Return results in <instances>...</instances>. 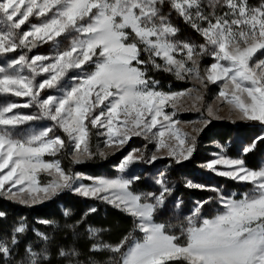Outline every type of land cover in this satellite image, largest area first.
Here are the masks:
<instances>
[{
  "label": "snow or ice",
  "instance_id": "obj_1",
  "mask_svg": "<svg viewBox=\"0 0 264 264\" xmlns=\"http://www.w3.org/2000/svg\"><path fill=\"white\" fill-rule=\"evenodd\" d=\"M173 14L192 35L181 37ZM44 45L46 53L34 52ZM205 58L211 63L202 69ZM160 72L199 87L165 89L152 74ZM212 85L219 89L216 106L206 107L208 118L190 135L176 117L202 112ZM221 105L233 123L264 128V0H0V195L32 206L69 190L131 221L115 242L90 241L87 262L74 246L57 245L53 254L51 238L39 231L43 246L22 239L23 224L0 230V264H264V164L252 168L246 160L264 144V133L236 157L217 143L219 152L200 165L244 191L189 180L185 187L214 195L185 213L166 173L157 174L152 190L135 187L138 163L189 161L199 134L224 118ZM93 136L107 152L93 150ZM134 137L145 145L124 155L114 176L81 175L56 158L106 160ZM42 175L50 179L42 183ZM206 206L214 207L209 215ZM85 226L83 219L66 225L77 236ZM104 230L87 226L91 237Z\"/></svg>",
  "mask_w": 264,
  "mask_h": 264
},
{
  "label": "rangeland",
  "instance_id": "obj_2",
  "mask_svg": "<svg viewBox=\"0 0 264 264\" xmlns=\"http://www.w3.org/2000/svg\"><path fill=\"white\" fill-rule=\"evenodd\" d=\"M250 3L256 4V3H258V0H250ZM173 22L181 28V30H182L181 34H180L181 37H186V36L192 35V30L187 28L183 24V21L179 17L175 16V14H173ZM47 51H48V45H44L43 47H40V48L34 50V52L38 53V54L39 53H46ZM210 63H211L210 58H205L204 60H202V62H201L202 69L204 67L209 66ZM172 80H175L174 77H172ZM177 82L180 83V85H182V84L187 85L186 88H183L181 90H185L188 88L195 89V88L199 87L195 83V81H187V82L177 81ZM209 89L210 90H207L204 92V106L205 107H204V109H202V112H197L195 110H193V111H181L178 113V115L176 117L177 119L184 122L180 125V127H182L183 130L185 132L189 133L190 135L195 134L192 132L193 127H201L202 126V125L195 123V122L208 118L207 112H206V107L209 105H211L213 107L216 106V98L218 96L219 89L215 85H212L211 88H209ZM206 93H207V96H206ZM13 99H18V98H13ZM21 111H27V110H21ZM168 111H171V109H168ZM217 114L221 117H224V118L211 120V122L208 124V126L206 128H204V130L199 134V136L197 138V140H198L197 151L200 154L199 159L204 160L203 162L198 163L196 166H194L192 168H190L188 166V164H187L188 161H185V162L177 165V164H174V162L171 161L170 159L158 160L153 165L138 163V164L134 165L133 169H132V171L135 174H139L142 176L141 181L139 183H137L135 186L136 189L140 190V191L154 189L156 187L154 184V178L157 176L158 173L164 172L167 175L170 186L174 188V197L173 198L174 199H182L184 201V212L185 213H187L195 205L196 201L205 200L208 197L214 195V193H212L210 191H202L203 194H201V196H199V197L195 196V194H192V193H185L183 189L199 190V189H189V188L185 187L186 182L189 180H191L192 182L197 183V184H204V185H209V186L220 187L223 190L227 191L229 194L233 191L239 193L241 191L246 190L247 186L242 185V184H238V183L231 181V180L224 178V177H218V176L214 175L213 173L207 171L206 169L200 167V165L202 163H205V162L213 159L214 158V156L212 155L213 153L219 152V149H217L215 146L217 143L224 146V148L226 150L225 155H228L231 157H236L239 154V151H240L242 145H245L248 142H250L253 138H255L257 136V134L264 133V128H262L260 125L259 126H252L248 130H239L238 128H234V130L232 131L231 138L228 141L221 142L220 140H218L214 137H212L208 141V140H206L207 139L206 138V136H207L206 135L207 134L206 129L212 123L221 122V121H227V122L233 123L230 119L227 118L228 111H227V108L225 106L221 105ZM237 122L242 123L243 121H237ZM237 122H235V123H237ZM61 135H63V134L61 133ZM64 138L67 139L66 137H64ZM145 143L146 142L143 139L134 137L129 141L128 145H126L121 151L116 152L114 155H109L106 160L97 157L96 159H94L92 161H87V162H84L81 164H74L72 162V164L78 167L81 165H85L87 163H94V162L98 161V162L103 164L102 167L99 168V170H98V173H99L98 176H114L116 174L115 173V166L119 163V161L122 159V157L124 155L128 154V152H130L132 149L143 148ZM97 145H99L106 152L108 151V149L104 148L103 144L100 141V138L93 136L92 137L93 150H95ZM148 147H149V149H152L151 145H149ZM251 154H252L251 159L246 158L247 164L250 167L258 168L259 166L264 164V144H260L259 147ZM251 154H249V155H251ZM65 157L72 161L71 156L65 155V154H62L56 158L61 159L62 167H65L66 169L70 170L69 167H66L64 164L63 159ZM56 158L46 157L45 159L50 160V159H56ZM74 172L80 173L81 175H87L90 177H97V176L89 175V174L84 173V172H79V171H74ZM49 179H50V177H47L46 175L41 176V182L42 183L46 182ZM78 183H86L87 184V183H90V181L82 180V181H78ZM199 191H201V190H199ZM2 197L4 199L11 201L13 203H16L18 205H21V206L23 205V204H20L19 202L7 199L6 196H2ZM83 198H85V197H83ZM86 199H89V198H86ZM90 199H92V198H90ZM68 201H69V199H66V204H64L65 206L61 205V209L63 211V217L65 218L64 223H66V221H67L66 225L67 224H73L75 219L77 218L76 216H78V215L85 218L86 215L93 213V212H90V209L95 208L94 205L82 203L81 209L77 213V211L75 210V207L70 202L67 203ZM98 201H100V200H98ZM44 202H42V203H44ZM100 202L104 203L103 201H100ZM42 203L32 205V206H28V207L38 206ZM104 204L111 206L107 203H104ZM23 206H26V205H23ZM64 207H66V210L64 209ZM171 207H172V203L170 201L169 202V209H171ZM66 211L69 213V215H67V216L65 215ZM213 211H214L213 206H206L205 215H209ZM36 220H38V221H36ZM36 220H34L33 222L34 223H36V222L42 223V221H40L39 219H36ZM21 224H23L22 221H19L17 223V226H20ZM10 226L11 225H9L7 229H9ZM24 226L27 228L26 225H24ZM67 229H69V228H67L64 224L61 227H53L52 228L54 233H57V232L60 233V232L67 230ZM82 230H83V232H79L78 236L73 234L75 239L83 236L84 240L86 242L88 241V243H90V241H92V240H95V242H97V243H100V241H102L101 240L102 239L101 238L102 232L97 237H91L86 229H82ZM51 231L49 233V237L51 238V241H53L54 235H51ZM36 232L37 231L35 230L34 235H36ZM177 264H179V262H177Z\"/></svg>",
  "mask_w": 264,
  "mask_h": 264
},
{
  "label": "trees",
  "instance_id": "obj_3",
  "mask_svg": "<svg viewBox=\"0 0 264 264\" xmlns=\"http://www.w3.org/2000/svg\"><path fill=\"white\" fill-rule=\"evenodd\" d=\"M152 74L156 79L160 80L161 85L165 89L168 88L169 85L172 86L173 90H181L187 87V85H180V83H178L177 81L172 80V77L169 74L163 72ZM252 126H259V124L255 122H214L206 129V140L209 141L212 137H214L221 142H226L231 138L234 128H238L239 130H248ZM199 157L200 154L198 153V151H196L193 157L187 162L188 166L192 168L198 163L204 161L200 160ZM251 158L252 154L247 156V159ZM63 161L65 166L69 167V169L73 172L79 171L93 176L99 175L98 170L103 165L102 163L96 161L94 163H87L85 165L77 167L73 165L72 161L70 159H67L66 157L63 159ZM183 190L185 193H192L197 197L203 194V192L199 190ZM66 199H69L67 203L70 202L75 207L77 213L80 211L82 203L94 205L96 209L95 212L86 215L85 218L81 217L80 215L76 216L77 218L75 219L74 223L82 219L86 220V226L83 228H78V232H83L82 229L87 230V226L105 229L101 234L102 241H100V243L115 242L116 240L121 239L123 235H127L128 231L131 230L130 218L126 217L118 210L98 200L90 198L86 199L78 196L69 190H63L52 199L46 200L44 203L33 207L18 205L4 199L0 195V216H3V214L6 213V217L0 219V230L8 232L10 228L17 226V223L19 221H22V223L27 226L26 232L22 235V239L30 241L32 244L34 243V246L37 244L43 246L44 242L40 239V237L34 235V232L36 230L49 236V233L53 227H61L63 226V224L66 226L67 221L66 223H64L65 218L63 217V211L61 209V205L66 204ZM64 209L66 210V207H64ZM36 219H39L40 221H50L51 223H34L33 221ZM9 225L11 226L9 227V229H7ZM73 234L74 233L71 229L64 230L60 233H54L52 230L51 235H54L51 244L52 253L55 254L57 252V245L67 246L65 248L66 251H70L74 246L77 250L84 253L83 255L78 257L79 260L85 262L90 261L91 257L87 255L89 245L88 241L86 242L83 236L75 239ZM96 258L99 259V257ZM103 259L107 261L108 257L105 256L103 257ZM53 264H57L56 259H53Z\"/></svg>",
  "mask_w": 264,
  "mask_h": 264
}]
</instances>
